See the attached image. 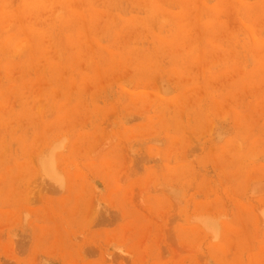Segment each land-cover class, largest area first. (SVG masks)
Instances as JSON below:
<instances>
[{"label":"rangeland","instance_id":"rangeland-1","mask_svg":"<svg viewBox=\"0 0 264 264\" xmlns=\"http://www.w3.org/2000/svg\"><path fill=\"white\" fill-rule=\"evenodd\" d=\"M0 264H264V0H0Z\"/></svg>","mask_w":264,"mask_h":264},{"label":"bare ground","instance_id":"bare-ground-1","mask_svg":"<svg viewBox=\"0 0 264 264\" xmlns=\"http://www.w3.org/2000/svg\"><path fill=\"white\" fill-rule=\"evenodd\" d=\"M240 3H241V2H240ZM113 28H114V26H113ZM79 29H80V28H79ZM111 29H112V28H110L109 30H111ZM80 30H81V29H80ZM109 30H108V31H109ZM22 41H23V40H22ZM84 41H85V40H84ZM84 41H83V42H84ZM20 43H21V41H20ZM16 46H17V45H16ZM18 46H19V44H18ZM18 46H17V48H18ZM70 46H71V45H70ZM21 47H22V46H21ZM14 48H16V47H14ZM14 50H15V49H14ZM72 88H73V87H72ZM14 93H15V92H14Z\"/></svg>","mask_w":264,"mask_h":264}]
</instances>
